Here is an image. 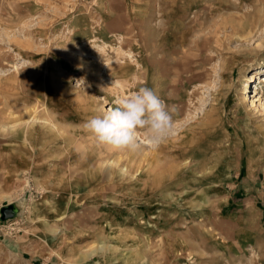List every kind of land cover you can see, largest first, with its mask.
I'll return each mask as SVG.
<instances>
[{
	"label": "rangeland",
	"instance_id": "374dc122",
	"mask_svg": "<svg viewBox=\"0 0 264 264\" xmlns=\"http://www.w3.org/2000/svg\"><path fill=\"white\" fill-rule=\"evenodd\" d=\"M262 75L264 0H0V264H264ZM142 86L174 135L96 147Z\"/></svg>",
	"mask_w": 264,
	"mask_h": 264
},
{
	"label": "clouds",
	"instance_id": "9594fccd",
	"mask_svg": "<svg viewBox=\"0 0 264 264\" xmlns=\"http://www.w3.org/2000/svg\"><path fill=\"white\" fill-rule=\"evenodd\" d=\"M116 107L90 117L83 130L96 147L108 151L136 152L143 145L156 148L175 133L172 111L157 93L142 86L115 99Z\"/></svg>",
	"mask_w": 264,
	"mask_h": 264
},
{
	"label": "crops",
	"instance_id": "0c3cea01",
	"mask_svg": "<svg viewBox=\"0 0 264 264\" xmlns=\"http://www.w3.org/2000/svg\"><path fill=\"white\" fill-rule=\"evenodd\" d=\"M192 65H193L192 58L186 56L185 54H182L181 57L178 59V61L175 63L173 69L175 70V74H184L185 71L188 72V70H192ZM17 174L18 172L14 171V179H15V175Z\"/></svg>",
	"mask_w": 264,
	"mask_h": 264
},
{
	"label": "water",
	"instance_id": "95a60500",
	"mask_svg": "<svg viewBox=\"0 0 264 264\" xmlns=\"http://www.w3.org/2000/svg\"><path fill=\"white\" fill-rule=\"evenodd\" d=\"M13 206H15V205H13ZM7 208L11 209L12 206H7V207H3V208H2V213H3V215H4V216L2 217V219H6V213H5V211H6ZM14 208H15V207H14ZM15 212H16V210L14 209L11 213H9V214H10L9 217L14 216V215H15Z\"/></svg>",
	"mask_w": 264,
	"mask_h": 264
},
{
	"label": "bare ground",
	"instance_id": "6f19581e",
	"mask_svg": "<svg viewBox=\"0 0 264 264\" xmlns=\"http://www.w3.org/2000/svg\"><path fill=\"white\" fill-rule=\"evenodd\" d=\"M259 79H260L259 83L261 85L264 84V75L260 76ZM256 95H258V93ZM138 137L140 138L139 134H138Z\"/></svg>",
	"mask_w": 264,
	"mask_h": 264
},
{
	"label": "trees",
	"instance_id": "16d2710c",
	"mask_svg": "<svg viewBox=\"0 0 264 264\" xmlns=\"http://www.w3.org/2000/svg\"><path fill=\"white\" fill-rule=\"evenodd\" d=\"M3 220V219H2ZM5 220V219H4Z\"/></svg>",
	"mask_w": 264,
	"mask_h": 264
}]
</instances>
